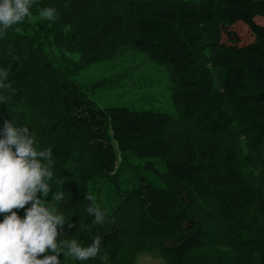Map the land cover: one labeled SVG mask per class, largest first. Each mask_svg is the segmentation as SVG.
I'll use <instances>...</instances> for the list:
<instances>
[{"label": "trees", "instance_id": "1", "mask_svg": "<svg viewBox=\"0 0 264 264\" xmlns=\"http://www.w3.org/2000/svg\"><path fill=\"white\" fill-rule=\"evenodd\" d=\"M30 11L0 31V80L15 90L0 128L27 125L37 150L52 149L43 199L62 192L51 207L87 225L61 239L102 238L95 259L61 264H136L148 250L167 264H264V0H34ZM236 25L251 41L224 39ZM146 61L167 71L170 105L97 104L98 86H151ZM102 64L115 75L78 80ZM90 192L103 225L86 215Z\"/></svg>", "mask_w": 264, "mask_h": 264}, {"label": "clouds", "instance_id": "2", "mask_svg": "<svg viewBox=\"0 0 264 264\" xmlns=\"http://www.w3.org/2000/svg\"><path fill=\"white\" fill-rule=\"evenodd\" d=\"M33 2L0 0V31L30 17ZM55 12V8H45L40 16L52 20ZM14 92L11 83L0 80V103L10 98L5 93ZM35 143L27 125L17 126L6 119L0 128V215L4 216L0 221V264H61V255L78 261L95 259L102 251L100 235L86 246L77 239H61L65 225L77 231H86L87 225L83 219L66 221L51 207L52 201H63L62 192L54 193L52 201L43 199L52 191L55 161L51 148L37 150ZM85 199L89 201L86 215L93 217L92 225H103L107 212L96 202V195L90 192ZM21 209L23 218L18 215Z\"/></svg>", "mask_w": 264, "mask_h": 264}, {"label": "rangeland", "instance_id": "3", "mask_svg": "<svg viewBox=\"0 0 264 264\" xmlns=\"http://www.w3.org/2000/svg\"><path fill=\"white\" fill-rule=\"evenodd\" d=\"M258 21L263 22L261 19ZM224 39L228 42L230 40L234 41V44L242 45L251 41L250 33L246 26L236 25L231 29L224 30ZM77 60L78 57H75ZM108 65L102 64L97 68H92L86 72H83L79 77V81L91 80L98 81L103 77L114 76L115 69L117 68H107ZM146 78H153L155 81L151 82V86L143 87L141 89L132 88L131 86H125L113 89L108 87L106 84L98 86L96 92L93 94V98L97 104L101 107H106L110 105L124 104L134 106L137 109L151 108L157 106L170 105L171 101V91L168 88V83L170 81L167 71L164 69L163 65H157L153 61H146L144 63ZM146 78V79H147ZM144 81V79H143ZM149 90V92H148ZM128 92V94L122 95V93ZM143 92L147 96L144 101ZM136 264H167L166 260L159 254L157 250H148L140 253L137 257Z\"/></svg>", "mask_w": 264, "mask_h": 264}]
</instances>
